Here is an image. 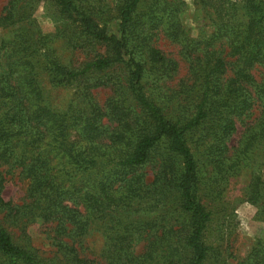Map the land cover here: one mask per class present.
I'll use <instances>...</instances> for the list:
<instances>
[{
    "label": "trees",
    "instance_id": "16d2710c",
    "mask_svg": "<svg viewBox=\"0 0 264 264\" xmlns=\"http://www.w3.org/2000/svg\"><path fill=\"white\" fill-rule=\"evenodd\" d=\"M39 1L0 9V27L14 31L0 44V264H206L205 201L250 173L245 197L264 222V0H195L212 26L196 37L180 18L186 0H120L114 32L97 0H50L71 23L56 34L62 49L83 56L66 61L56 35L29 31ZM161 32L187 63L176 83ZM68 85L64 106L53 92ZM100 87L111 91L103 103ZM16 172L28 181L21 203L3 195ZM151 201L166 202L162 214H132ZM37 220L49 255L4 225ZM253 237L237 264H264V228Z\"/></svg>",
    "mask_w": 264,
    "mask_h": 264
},
{
    "label": "rangeland",
    "instance_id": "374dc122",
    "mask_svg": "<svg viewBox=\"0 0 264 264\" xmlns=\"http://www.w3.org/2000/svg\"><path fill=\"white\" fill-rule=\"evenodd\" d=\"M120 0H97L102 9L107 11L108 29L112 32L116 31L117 19H114L115 7ZM187 6L180 14V18L189 30V34L197 36L205 32L210 33L212 26L207 18L205 12H197L195 0H186ZM6 4V0H0V9ZM29 31L33 32L32 35L36 38L38 35H56L57 32L64 33L71 27L70 21L64 19L58 12L57 8L50 0H40L35 4V9L32 11L28 18ZM14 35L13 27L3 28L0 27V44L3 38H12ZM62 36H53L52 44L62 53L64 60L66 58L78 59L83 56L72 52L71 49L63 50ZM156 44L165 53L174 57L179 61L180 68L177 76L173 82L176 83L180 78L187 74V63L184 61L180 53V45L168 38L161 32L156 40ZM257 74V73H256ZM258 76V74H257ZM76 91L74 85L57 88L53 93H58L57 100L61 101L64 106H67L73 94ZM97 99L103 103L110 95V88L100 87L94 90ZM244 127L239 124L238 131L233 137V142H236ZM150 166L146 169L148 176L152 178L153 170ZM264 175V172H261ZM258 174V173H257ZM248 175L238 178H231L227 183V189L222 195L221 199L211 200L206 199L208 206L213 209L212 220L209 223L206 233V241L212 246L209 260L206 264H237V257L245 254L253 236L257 235L263 228L264 222L257 219L258 206L249 201L245 197V188L249 183ZM28 187V181L21 178L19 172L7 175V181L4 188V198L14 202L21 203L24 200L25 193ZM166 202L151 201L149 204H139L135 210H132L134 216L139 217H154L163 213ZM13 233L15 240L20 244L30 242L36 246L40 252L45 255L52 253L54 247L51 245L50 239L44 232V227L41 220L31 222L26 228L20 229L18 226L4 224ZM91 248L99 247L105 242L102 233L97 236H90ZM144 241H141L136 249L140 251L144 246ZM234 251V253H232ZM235 254V255H234ZM106 264V263H105Z\"/></svg>",
    "mask_w": 264,
    "mask_h": 264
}]
</instances>
